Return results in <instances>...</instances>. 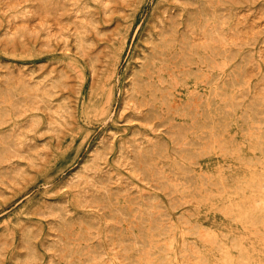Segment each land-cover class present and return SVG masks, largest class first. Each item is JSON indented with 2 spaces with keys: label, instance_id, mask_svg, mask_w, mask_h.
<instances>
[{
  "label": "rangeland",
  "instance_id": "374dc122",
  "mask_svg": "<svg viewBox=\"0 0 264 264\" xmlns=\"http://www.w3.org/2000/svg\"><path fill=\"white\" fill-rule=\"evenodd\" d=\"M263 165L264 0H0V264H264Z\"/></svg>",
  "mask_w": 264,
  "mask_h": 264
},
{
  "label": "bare ground",
  "instance_id": "6f19581e",
  "mask_svg": "<svg viewBox=\"0 0 264 264\" xmlns=\"http://www.w3.org/2000/svg\"><path fill=\"white\" fill-rule=\"evenodd\" d=\"M182 58H183V57H182ZM182 60H183V59H182ZM162 61H163V60H162ZM183 61H184V60H183ZM181 63H182V61H181ZM181 65H183V63H182ZM181 65H180V67H181ZM155 66H158V65H155ZM150 67H151V66H150ZM167 67H169V66H167ZM167 67H165V68H167ZM177 67H178V66H177ZM147 68H148V67H147ZM183 68H184V67H183ZM183 68H182V69H183ZM160 69H164V68L162 67V68H160ZM182 69H181V71H182ZM184 69H185V68H184ZM147 70H148V69H147ZM149 70H150V69H149ZM173 70H174V69H173ZM175 70H177V69L175 68ZM178 70L180 71L179 68H178ZM144 71H145V70H144ZM150 71H151V70H150ZM152 71H153V70H152ZM158 72L161 73V71H158ZM177 72H178V71H177ZM185 72H186V71H185ZM150 73H151V72H150ZM160 73H159V75H160ZM180 73H181V72H180ZM182 73H183V72H182ZM144 74H145V73H144ZM152 74H154V73H152ZM157 74H158V73H157ZM178 74H179V72H178ZM178 74H177V76H178ZM143 76H144V75H143ZM154 76H155V75H154ZM162 76H163V75H162ZM140 77H141V76H140ZM140 77H139V78H140ZM148 77L150 78V76H148ZM158 77H159V76H158ZM153 78H154V77H153ZM159 78H160V77H159ZM175 78H176V77H175ZM178 79H180V78H178ZM182 79H183V78H182ZM140 80H141V79H140ZM151 80H152V79H151ZM161 80H162V79H161ZM163 80H165V82H163V83H166V79H163ZM158 81H159V80H158ZM180 81H181V80H180ZM180 81H178V82H179V83H182V82H180ZM182 81H183V80H182ZM142 82H143V80H142ZM149 82H150V81H149ZM151 82H152V81H151ZM167 82H168V81H167ZM192 82H193V81H192ZM158 83H159V82H158ZM195 83H196V82H195ZM137 84H138V83H137ZM145 84H146V82H145ZM160 84H161V83H160ZM170 84H171V83H170ZM189 84H190V83H189ZM198 84H199V83H198ZM141 85H142V84H141ZM151 85H152V83H151ZM153 85H154V84H153ZM153 85H152V87H156V86H153ZM156 85H157V84H156ZM171 85H172V84H171ZM178 85H179V84H178ZM182 85H183V84H182ZM193 85H194V84H193ZM196 85H197V84H196ZM173 86H174V85H173ZM173 86H172V87H173ZM175 86H176V85H175ZM141 87H142V86H141ZM143 87H144V86H143ZM158 87H159V86H158ZM190 87H191V86H190ZM156 88H157V87H156ZM175 88H176V87H175ZM159 89H160V88H159ZM166 89H167V87H166ZM180 89H182V88H180ZM199 89H200V88H199ZM202 89H203V88H202ZM161 90H162V89H161ZM164 90H165V89H164ZM171 90H173V88H172ZM194 90H195V89H194ZM204 90H205V89H204ZM213 90H214V89H213ZM158 91H160V90H158ZM184 91H185V90H184ZM209 91H210V90H209ZM155 92H156V90H155ZM165 92H166V91H165ZM174 92H175V89H174ZM207 92H208V91H207ZM152 93L154 94V92H152ZM156 93H157V92H156ZM159 93H160V92H159ZM163 93H164V92H163ZM170 93H171V92H170ZM210 93H211V92H210ZM179 94H180V93H179ZM204 94H205V93H204ZM162 95H163V94H162ZM174 95H175V94H174ZM210 95H211V94H210ZM216 95H217V93H216ZM156 96H157V95H156ZM168 96H169V95H168ZM171 96H172V94H171ZM186 96H187V95H186ZM154 97H155V96H154ZM158 97H159V96H158ZM179 97H180V96H179ZM211 97H212V96H211ZM214 97H215V96H214ZM216 97H217V96H216ZM216 97H215V98H216ZM155 98H157V97H155ZM159 98H162V97H159ZM163 98H165V97L163 96ZM167 98H168V97H167ZM171 98H172V97H171ZM173 98H174V97H173ZM193 98H195V97H193ZM206 98H207V97H206ZM217 98H218V97H217ZM217 98H216V99H217ZM152 99H153V98H152ZM188 99H189V96H188ZM201 99H202V98H201ZM155 100H158V99H155ZM171 100H172V99H171ZM195 100H196V99H195ZM161 101H162V100H161ZM165 101H166V98H165ZM193 101H194V100H193ZM196 101H197V100H196ZM196 101H195V102H196ZM202 101H203V100H202ZM210 101H211V100H210ZM171 102H172V101H171ZM206 102H207V101H206ZM168 103H169V101H168ZM190 103H191V102H190ZM197 103H198V102H197ZM162 104H163V102H162ZM174 104H175V102H174ZM186 104H187V103H186ZM208 104L211 105L210 103H208ZM169 105H171V104H169ZM187 105H188V104H187ZM197 105H199V103H198ZM162 106H164V105H162ZM165 106H166V105H165ZM172 106H173V105H172ZM185 106H186V105H185ZM189 106H190V109H191L192 106H191V105H189ZM203 106H204V105H203ZM160 107H161V106H160ZM167 107H168V106H167ZM170 107H171V106H170ZM181 107L183 108L184 106H181ZM164 108H165V107H164ZM175 108H176V107H175ZM186 108H187V107H186ZM199 108H200V107H199ZM205 108H207V105H206ZM190 109H189V110H190ZM202 109H203V108H202ZM160 110H161V109H160ZM179 110H180V109H179ZM182 110H183V109H182ZM193 110H194V109H193ZM162 111H163V110H162ZM166 111H167V110H166ZM172 111H173V110H172ZM200 111H201V109H200ZM169 112H170V110H169ZM180 112H181V110H180ZM197 112H198V111H197ZM182 113H183V112H182ZM187 113H188V112H187ZM194 113H195V112H194ZM201 113H202V112H201ZM201 113H199V114L201 115ZM204 113H205V111H204ZM215 113H216V112H215ZM177 114H178V113H177ZM177 114H176V115H177ZM180 114H181V113H180ZM183 114L187 115L185 112H184ZM174 115H175V114H174ZM210 115H212L211 112H210ZM210 115H209V116H210ZM178 116H179V114H178ZM183 116H184V115H183ZM212 116H214V115H212ZM205 117H206V116H205ZM185 118L187 119V117H185ZM185 118L183 117V119H185ZM199 119H200V117H199ZM204 119H205V118H204ZM211 119H212V117H211ZM190 120H191V119H190ZM193 120H194V119H193ZM195 120H196V119H195ZM212 120H213V119H212ZM184 121H185V120H184ZM204 121H205V120H204ZM209 121H210V120H209ZM213 121H214V120H213ZM213 121H212V123H213ZM191 122H193V121L191 120ZM215 122H216V121H215ZM183 123H184V122H183ZM185 124H186V123H185ZM204 124H205V123H204ZM188 125H189V124H188ZM215 125H216V124H215ZM182 126H183V125H182ZM185 126H186V125H184V127H185ZM210 126H211V125H210ZM192 127H193V126H192ZM194 128H195V127H194ZM214 129H215V128H214ZM183 130H184V129H183ZM192 130H193V129H192ZM196 130H197V128H196ZM211 130H212V129H211ZM203 131H204V130H203ZM205 131H206V129H205ZM208 131H209V129H208ZM213 131H214V130H213ZM189 132H190V131H189ZM193 132H194V130H193ZM199 132H200V130H199ZM184 133H185V132H184ZM210 133H212V132L210 131ZM186 134H187V133H186ZM200 135H202V133H201ZM209 135H210V134H209ZM211 135H212V134H211ZM214 135H215V134H214ZM215 136H217V135H215ZM219 136H220V134H219ZM209 138H210V140H211V137H210V136H209ZM216 138H218V137H216ZM194 139H196V138H194ZM197 139H198V138H197ZM208 140H209V139H208ZM219 140H220V139H219ZM189 141H190V140H189ZM202 141L204 142L205 140H202ZM206 141H207V140H206ZM212 141H213V139H212ZM214 142H215V141H214ZM214 142H213V143H214ZM216 142H217V139H216ZM219 142H220V141H219ZM217 143H218V142H217ZM217 143H215V144H217ZM204 144H205V143H204ZM204 144L202 145L203 147H204ZM206 144H207V143H206ZM208 144H209V143H208ZM210 145H211V143H210ZM218 145H219V143H218ZM212 146L214 147V145H212ZM212 146H210V147H212ZM218 147H219V146H218ZM207 148H209V147H207ZM215 148H216V147H214V149H215ZM204 149H205V148H204ZM204 149H203V150H204ZM214 149H213V150H214ZM216 149H217V148H216ZM234 149H235V148H234ZM226 150H227V149H226ZM227 151H228V150H227ZM231 151H232V150H231ZM231 151H230V152H231ZM235 151H236V150H235ZM240 151H241V150H240ZM261 151H262V150H261ZM261 151H260V152H261ZM214 153H215V152H214ZM218 153H219V152H218ZM227 153H228V152H227ZM235 153H236V152H235ZM261 153H262V152H261ZM201 154H202V153H201ZM215 154H216V153H215ZM232 154H233V152L231 153V155H232ZM244 154H245V153H244ZM262 154H263V153H262ZM199 155H200V154H199ZM211 155H213V154L211 153ZM237 155H238V154H237ZM217 156H218V155H217ZM228 156H229V155H228ZM228 156H227V157H228ZM200 157H201V156H200ZM205 157H207V156H205ZM230 157H232V156H230ZM235 157H236V156H235ZM262 157H263V156H262ZM195 158H196V157H195ZM203 158H204V157H203ZM258 158H260V157H258ZM198 159H199V158H198ZM255 159H256V158H255ZM218 160H219V159H218ZM259 160H260V159H259ZM214 161H215V159H214ZM231 161H232V162H233V161L235 162V159H234V160H231ZM260 161H261V160H260ZM197 162H198V161H197ZM215 162H216V161H215ZM218 162H219V161H218ZM245 162H246V161H245ZM205 163H206V162H205ZM210 163H211V162H210ZM221 163H222V162H221ZM261 163H262V162H261ZM207 164H208V161H207ZM262 164H263V163H262ZM209 165H210V164H209ZM213 165H215V164L213 163ZM216 165H217V164H216ZM228 165H229V164H228ZM260 165H261V164H260ZM199 166H201V165H199ZM211 166H212V165H211ZM232 166H234L233 163H232ZM235 166H236V165H235ZM263 166H264V165H263ZM214 167L216 168V166H214ZM260 167H262V165H261ZM260 167H259V168H260ZM200 168H201V167H200ZM211 168H213V167H211ZM227 168H229V167H227ZM253 168H254V167H253ZM213 169H214V168H213ZM222 169H223V168H222ZM230 169H231V168H230ZM241 169L243 170V168H241ZM255 169H257V168H255ZM217 170H220V169H216V171H217ZM235 170H236V169H235ZM262 170H263V168H262ZM214 171H215V170H214ZM220 171H221V170H220ZM231 171H232V169H231ZM243 171H246V170H243ZM196 172H197V171H196ZM232 172H234V171H232ZM251 172H252V171H251ZM251 172L249 171L248 173L250 174ZM254 172H255V171H254ZM254 172H253V174H254ZM256 172H257V171H256ZM259 172H260V171H259ZM207 173H208V171H207ZM210 173H211V172H210ZM216 173H217V172H216ZM218 173H219V172H218ZM237 173H238V172H237ZM260 173H261V172H260ZM204 174H205V173H204ZM219 174H220V173H219ZM222 174L224 175V173H222ZM225 174H226V173H225ZM240 174H241V173H240ZM249 174H248V175H249ZM258 174H259V173H258ZM262 174H263V173H262ZM202 175H203V174H202ZM209 175H210V174H209ZM211 175H212V174H211ZM215 175H217V174H215ZM227 175H228V174H227ZM230 175H231V173H230ZM242 175H245V174H242ZM259 175H260V174H259ZM197 176H198V175H197ZM206 176H207V175H206ZM213 176H214V175H213ZM213 176H212V177H213ZM236 176H237V180H236V181H237V182L240 181V180L238 179L239 176H238V175H236ZM240 176H241V175H240ZM260 176H261V175H260ZM219 177H220V175H219ZM225 177H226V176H225ZM225 177H224V178H225ZM231 177H232V176H231ZM231 177H230V178H231ZM243 177H244V176H243ZM263 177H264V176H263ZM196 178H197V177H196ZM200 178H201V177H200ZM207 178H208V177H207ZM216 178H218V176H217ZM245 178H246V177H245ZM249 178H250V177H249ZM257 178H259V177L257 176ZM257 178H256V179H257ZM261 178H262V177H261ZM210 179H211V178H210ZM214 179H215V178H214ZM220 179H221V178H219V181H220ZM222 179H223V177H222ZM222 179H221V182H222ZM232 179H233V178H232ZM232 179H231V180H232ZM242 179H243V178H242ZM247 179H248V177H247ZM256 179H254V180H256ZM224 180H225V179H224ZM244 180H245V179H244ZM250 180H251V179H250ZM250 180H249V181H250ZM258 180H259V179H258ZM258 180H257V181H258ZM199 181H200V180H199ZM202 181H203V180H202ZM208 181H209V180H208ZM208 181H207V182H208ZM217 181H218V180H217ZM226 181H227V180H226ZM232 181H233V180H232ZM241 181H242V180H241ZM263 181H264V179H263ZM211 182H212V181H211ZM215 182H216V180H215ZM215 182H214V184H215ZM223 182H224V181H223ZM261 182H262V181H261ZM202 183H203V182H202ZM218 183H219V182H218ZM238 183H239V184H238ZM238 183H237V184L240 185V182H238ZM241 183L243 184V182H241ZM252 183H254V182H252ZM258 183H259V181H258ZM208 184H209V183H208ZM223 184H224V183H223ZM225 184H226V183H225ZM231 184H232V183H231ZM237 184H236V185H237ZM250 184H251V183H250ZM229 185H230V184H229ZM247 185H248V184H247ZM252 185H253V184H252ZM255 185H256V184H255ZM259 185H261V183H260ZM215 186H216V185H215ZM248 186H249V185H248ZM256 186H257V185H256ZM256 186H255V188H256ZM205 187H206V186H205ZM205 187H204V188H205ZM219 187H220V186H219ZM223 187H224V186H223ZM228 187H229V186H228ZM228 187L226 186V188H228ZM216 188H217V187H216ZM233 188H234V186H233ZM236 188H237V187H236ZM236 188H235V189H236ZM241 188H243V187H241ZM241 188H240V190H241ZM245 188H246V187H245ZM245 188H244V189H245ZM251 188H252V187H251ZM257 188H259V187H257ZM257 188H256V191L258 190ZM263 188H264V187H263ZM205 189H206V188H205ZM207 189H208V188H207ZM217 189H218V188H217ZM221 189H222V188H221ZM231 189H232V187H231ZM237 189H238V188H237ZM252 189L255 190L254 188H252ZM252 189H251V190H252ZM261 189H262V188H261ZM223 190H224V189H223ZM233 190H234V189H233ZM238 190H239V189H238ZM240 190H239V191H240ZM213 191H214V190H213ZM215 191H216V190H215ZM218 191H219V190H218ZM236 191H237V190H236ZM241 191H242V190H241ZM258 191H260V190H258ZM208 192H209V191H208ZM243 192H244V191H243ZM212 193H214V192H212ZM212 193H211V194H212ZM216 193H217V192H216ZM223 193H224V191H223ZM234 193H235V191H234ZM219 194H220V192H218L217 195H219ZM227 194H229V193H227ZM251 194H252V191H251ZM253 194H255V193H253ZM258 194H259V193H258ZM204 195H207V193H206V194L204 193ZM212 195H213V194H212ZM215 195H216V194H215ZM260 195H261V194H260ZM201 196H202V195H201ZM227 196H228V195H227ZM231 196H233V195H231ZM234 196H236V195H234ZM234 196H233V197H234ZM263 196H264V194H263ZM204 197H205V196H204ZM206 197H208V196H206ZM220 197H221V194H220ZM254 197H255V196H254ZM212 198L214 199V197H212ZM221 198H222V197H221ZM231 198H232V197H231ZM201 199H203V198H201ZM222 199H223V198H222ZM225 200H226V199H225ZM232 200H233V199H232ZM234 200L236 201V199H234ZM234 200H233V201H234ZM205 201H206V199H205ZM216 201H217V200H216ZM216 201H215V202H216ZM209 202H211V201H209ZM223 202H224V201H222L221 203L223 204ZM230 202H232V201H230ZM238 202H239V201H238ZM259 202H260V201H259ZM203 203H204V202H203ZM232 203H233V202H232ZM232 203H231V204H232ZM231 204H229V206H230ZM223 205H224V204H223ZM226 205H227V204H226ZM226 205H225V206H226ZM225 206H224V207H225ZM232 206H235V205H232ZM237 206H238V203H237ZM254 206H255V205H254ZM254 206H252V208H253ZM259 206H260V205H259ZM213 207H214V206H213ZM210 208H211V207H210ZM210 208H209V209H210ZM226 208H227V207H226ZM229 208H230V207H229ZM232 208H233V207H232ZM234 208H236V207H234ZM237 208H241V207L238 206ZM237 208H236V209H237ZM254 208H255V207H254ZM257 208H258V206H257ZM200 209H201V208H200ZM207 209H208V208H207ZM236 209H235V210H236ZM214 210H215V209H214ZM217 210H218V209H217ZM240 210H241V209H239V211H240ZM227 211H228V209H227ZM232 211H233L232 213H235L234 210H232ZM242 211H243V209H242ZM254 211H255V210H254ZM205 212H206V211H205ZM208 212H209V210H208ZM216 212H217V211H216ZM237 212H238V211H237ZM237 212H236V213H237ZM206 213H207V212H206ZM229 213H230V212H229ZM253 213L255 214V212H253ZM208 214H209V213H208ZM213 214H215V213H213ZM239 214H240V213H239ZM246 214H247V213H246ZM233 215H234V214H233ZM250 215H251V214H250ZM256 215H257V214H256ZM213 216H214V215H213ZM222 216H223V215H222ZM224 216H225V215H224ZM225 217H226V216H225ZM197 218H198V216H197ZM205 218H206V217H205ZM214 218H215V216H214ZM254 218H256V217H254ZM254 218H253V220H254ZM262 218H263V217H262ZM263 219H264V218H263ZM214 220H216V219H214ZM197 221H198V220H197ZM204 221H205V220H204ZM244 221H245V220H244ZM250 221H251V220H250ZM200 222H201V221H200ZM217 222H218V221H217ZM221 222H222V220H221ZM233 222H234V221H233ZM242 222H243V221H242ZM240 223H241V222H240ZM248 223H249V222H248ZM248 223H247V224H248ZM250 223H251V222H250ZM213 224H214V223H213ZM253 224H255V223H253ZM239 225H240V224H239ZM241 225H242V224H241ZM241 225H240V226H241ZM249 225H251V224H249ZM260 225H261V224H260ZM250 227H253V226L251 225ZM256 227H257V226H256ZM215 228H216V227H215ZM217 228H218V227H217ZM217 228H216V229H217ZM233 228H234V227H233ZM236 228H237V227H236ZM253 228H255V227H253ZM242 229H243V227H242ZM244 229H246V226H245ZM216 231H217V230H216ZM220 231H221V230H220ZM244 231H245V230H244ZM212 233H213V232H212ZM214 233H215V231H214ZM221 233H222V232H221ZM228 233H229V232H228ZM231 233H232V232H231ZM215 234H216V233H215ZM215 236H216V235H215ZM237 236H238V235H237ZM253 236H255V235L253 234ZM216 237H217V236H216ZM223 238H224V237H223ZM240 238H242V237L240 236ZM247 238H248V236H247ZM234 239H235V238H234ZM238 239H239V237H238ZM244 239H245V238H244ZM220 241H221V240H220ZM220 241H219V242H220ZM227 241H228V240H227ZM243 241H244V240H243ZM221 242H222V241H221ZM226 243H227V242H226ZM240 244H241V242H240ZM240 244H239V246H240ZM249 244H250V243H249ZM229 245H230V244H229ZM231 245H232V244H231ZM233 245H234V244H233ZM241 245H242V244H241ZM239 246H236L235 248L237 249V247H239ZM242 246H244V245H242ZM225 247H226V246H225ZM228 247H229V246H228ZM231 247H232V246H231ZM231 247H230V248H231ZM250 247H251V245H250ZM254 247H255V246H254ZM254 247H253V248H254ZM231 249H233V248H231ZM244 249H246V248H244ZM244 249H243V250H244ZM210 250H211V249H210ZM241 250H242V247H241ZM252 250H253V249H252ZM254 250H255V248H254ZM244 251H245V250H244ZM257 251H258V250H257ZM237 252H238V251H237ZM241 252H242V251H241ZM245 252H246V251H245ZM255 252H256V251H255ZM259 252H261V251H259ZM259 252H257V253H259ZM227 253H229V251H228ZM247 253H248V252H247ZM253 253H254V251H253ZM253 253H251V254H253ZM248 254H249V253H248ZM259 254H260V253H259ZM261 254H262V253H261ZM263 254H264V253H263ZM198 255H199V253H198ZM227 255H228V254H227ZM158 256H159V255H158ZM229 256H230V255H229ZM229 256H228V257H229ZM245 256H247V254H246ZM236 257H237V256H236ZM236 257H235V258H236ZM243 257H244V256H243ZM243 257H242V258H243ZM247 257H248V256H247ZM258 257H259V256H258ZM251 258H255V257L252 256ZM205 259H206V258H205ZM211 259H212V258H211ZM215 259H216V258H215ZM218 259H219V258H218ZM229 259H230V258H229ZM158 260H159V259H158ZM160 260H161V259H160ZM231 260H233V259H231ZM250 260H251V259H250ZM254 260H255V259H254ZM258 260H260V258H259ZM165 261H166V260H165ZM229 261H230V260H229ZM241 261H242V260H241ZM246 261H247V260H246ZM251 261H252V260H251ZM159 262H160V261H159ZM231 262H232V264H233V261H231ZM243 262H245V261H243ZM253 262L255 263V261H253ZM256 262H257V260H256ZM260 262H261V261H259V264H260ZM205 263H206V262H205ZM213 263H214V262H213ZM224 264H225V262H224ZM237 264H238V263H237ZM241 264H242V262H241ZM246 264H248V263L246 262ZM262 264H263V263H262Z\"/></svg>",
  "mask_w": 264,
  "mask_h": 264
}]
</instances>
